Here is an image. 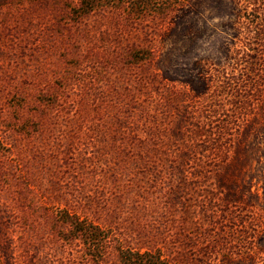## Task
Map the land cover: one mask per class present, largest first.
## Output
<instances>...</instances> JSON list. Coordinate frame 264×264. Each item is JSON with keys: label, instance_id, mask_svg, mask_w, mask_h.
Wrapping results in <instances>:
<instances>
[{"label": "rangeland", "instance_id": "obj_1", "mask_svg": "<svg viewBox=\"0 0 264 264\" xmlns=\"http://www.w3.org/2000/svg\"><path fill=\"white\" fill-rule=\"evenodd\" d=\"M0 0V260L95 264L64 212L179 264H264V0L134 19Z\"/></svg>", "mask_w": 264, "mask_h": 264}, {"label": "trees", "instance_id": "obj_2", "mask_svg": "<svg viewBox=\"0 0 264 264\" xmlns=\"http://www.w3.org/2000/svg\"><path fill=\"white\" fill-rule=\"evenodd\" d=\"M189 0H80V6L73 10L75 19L87 16L106 6L128 7L129 15L134 19H143L155 15L175 12ZM67 232L60 234L61 240L68 244L82 245L84 257L95 264L101 263L112 242V233L92 222L64 212L59 220ZM118 264H179L169 260L158 250H136L119 245L117 247ZM0 264L1 260H0Z\"/></svg>", "mask_w": 264, "mask_h": 264}]
</instances>
